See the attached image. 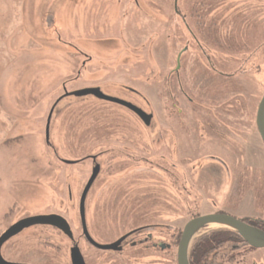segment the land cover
Masks as SVG:
<instances>
[{
  "label": "rangeland",
  "instance_id": "obj_1",
  "mask_svg": "<svg viewBox=\"0 0 264 264\" xmlns=\"http://www.w3.org/2000/svg\"><path fill=\"white\" fill-rule=\"evenodd\" d=\"M179 9L180 18L174 0H0V236L22 219L60 214L90 264H177L176 247L129 249L116 259L104 253L100 262L98 251L81 240L79 206L96 155L102 171L86 212L101 244L145 219L162 225L160 237L170 239L167 226L182 231L190 218L218 209L264 218V200L256 194L263 184L239 193L226 172L208 164L209 155L222 158L234 178L240 167L251 165L248 179L261 175L264 183V144L256 129L264 93V0H179ZM181 53L182 85L190 95L197 87L188 74L200 70L195 80L210 77V91L227 92L228 104L238 106L237 99L241 106L227 110L224 144L218 138L201 147L198 138L185 140L182 133V148H168L163 158L160 120L171 100L161 81ZM214 70L237 74L225 91ZM170 80L177 85L175 76ZM89 88L136 103L154 114L152 124L118 104L71 95ZM65 93L70 94L54 111L48 145L47 119ZM175 94H181L178 85ZM209 99L202 96L195 107L183 99L177 104L183 118L203 119ZM167 108L166 117L175 120L176 111ZM63 159L82 162L68 165ZM71 247L60 232L32 227L8 241L2 255L10 263L71 264Z\"/></svg>",
  "mask_w": 264,
  "mask_h": 264
},
{
  "label": "flooded vegetation",
  "instance_id": "obj_2",
  "mask_svg": "<svg viewBox=\"0 0 264 264\" xmlns=\"http://www.w3.org/2000/svg\"><path fill=\"white\" fill-rule=\"evenodd\" d=\"M174 12L176 13V15L179 16V18L181 17V11L179 9V0H174ZM178 16H177V18H178ZM182 54L183 53H181L176 58L175 68H173L171 70V75L169 73V76L166 77V74H164V76L162 77L163 80L161 81L163 83V88L161 90L166 91L165 99L171 100L170 101L171 105L165 104L163 112H162V118L160 120L162 138L165 137L161 143V150L163 152V155H162L163 158H166L168 148H175L177 150L182 148L183 143H182V139L180 136L182 133L185 134V137H186L185 140H187L188 137H190V136H193V138L194 137L198 138V141L202 142L201 147H203V146L209 147L212 140L214 141V139H218V138L224 144V141L226 140L225 138L226 137L229 138V136L226 135V132L229 131L228 130L229 124L224 122L225 118H226V113L228 112L227 110L228 109H235V108H238V106H241V102L237 99L235 100V102L238 104V106L229 105L227 101L229 100L230 95L227 92L222 93V91H220L218 89H215L214 92L210 91V89L212 88V79L210 77L206 76V78L203 77L204 80H200L199 78H197L195 80L196 76L199 75L198 72L200 70H193V71L189 72V74H188V77L191 76V79L189 80V82L192 85L196 84V87H197L196 92H194V93H192V95H190V93L187 90H185L184 85H182L183 84L182 83V77L180 75V74H182V70H180L181 69V62H182V60H181ZM193 64L196 67L197 61H194ZM210 65H211V63H209V60L207 59V65H205V66L208 67ZM244 72H247V71H243L241 73H244ZM213 73L216 74V76H215L216 79L218 80V82L220 81V83L222 85V86L218 85V87L223 89L224 91H225V87L227 85L231 84V80L235 78V75H237L235 73H228V72H225L223 70H221V71L220 70H214ZM173 76H175L178 79L177 85H178V88L180 89V93H181L180 95L175 94L176 89H177V85L175 84L173 86L171 84L170 78ZM241 76H244V75L242 74ZM188 77H187V79H188ZM183 90H185L187 93L183 94ZM174 94H175V98H176L175 101L173 100ZM204 95H207L210 98L209 102H208L209 104H208L207 111L204 114L206 117L203 119L199 116H197V118L191 117L190 119L183 118V115H184L183 114V108L182 107L179 108L177 103L182 104L180 102V100L183 99V101H187V103H186L187 105H189V106L191 105V106L195 107V106L199 105L200 98ZM263 95H264V93H263ZM236 96H238V95H235L233 98H235ZM124 101L133 104L135 107H137L139 110H141L144 114L152 116L150 124L146 125L144 119L140 115H138L136 112L124 107L127 110L134 113L140 119V121H142L144 123V125L149 127L152 124V121L154 119L153 113L147 112L143 107L137 105L136 103H132L129 100H124ZM260 102H261V100H260ZM168 106H171V109L173 110V112L176 111L177 117H175V120L172 117H169V118L166 117V113L168 112V108H167ZM184 107H185V105H184ZM240 111H241V109H240ZM194 113L197 114V112H195V111H194ZM256 129L258 132V136L260 137V140L262 141V138H261L260 133L258 131L257 123H256ZM214 132H216V136H214ZM220 132H221V134H220ZM176 133L178 135V140H176ZM203 140H205L206 145L204 144ZM227 140H229V139H227ZM46 142L48 143V145H50V140L49 141L46 140ZM262 143H263V141L261 142V144ZM196 149H197V147H196ZM98 157H99V155L91 156V159L93 160V163H94V167L92 169V174L96 168L98 169V175H97L94 183L96 182L97 178L100 176L101 171H102V166L99 163H97ZM209 157L211 158L210 161H212V163L209 162L208 164H213L211 166V168L212 169L217 168L219 170V173L224 174V172H226L228 174V176L230 177V180L228 181L230 188L231 187L233 189L239 188L237 190L239 193L244 192L243 191V190H245L244 188H251L252 184H258V185L263 184L264 185V183L262 182L261 175H258V177L250 176L253 179H255L256 181H252L250 178L248 179L247 172H251V171H249L250 169H252L251 165H248V166L245 165V166L240 167L236 177L234 178L231 176L230 167L226 165V163L224 162V160L222 158H220L218 156H214V155H209ZM75 162L76 163L73 165H76V164L82 162V160H76ZM258 169H262V168H258ZM94 183H93V185H94ZM262 188H264V187H261V190L257 189L258 191L256 193V194H258L257 200L261 201V202H262V200H264V189H262ZM87 197H88V195H87ZM86 201H87V198H86ZM212 214H221V215L230 216L236 220H239V221H241V222H243L249 226H252V227L264 232V218H253V217H246V216L236 217V216L230 215L229 213H227L221 209H218V210L212 211V212H207L205 215H212ZM47 215H49V214H47ZM58 215H60V214H58ZM205 215L199 214L196 217H192L187 221V223L189 221H191L192 219H195V218H198L201 216H205ZM60 216H62V215H60ZM79 216H80V225H81V240L83 242H85V244L88 245L89 247L98 251V254L100 257V262H101V256L104 253H106V254L112 253L116 259L117 258L116 256L123 255V254L127 255L128 254L127 252L129 249L138 250V251H150L152 249L156 251L157 249H159L162 251H166L168 249L176 247L177 248V254H178L179 243H180V240L182 237L183 230L187 224V223H185L182 231H181L182 227L176 228L175 230L177 232H174V233L170 229V227L167 226V229H164V231L169 233L168 235L171 238L168 239L167 237H160V235H161L160 230H162V229L159 228L158 226L162 227V225H158L156 223L150 224L149 219L148 220L145 219L142 224H138L136 226H135V224H133L132 228L125 231L119 237H116L115 239H113V241H111L109 243L101 244L100 241H98L96 239L95 235L89 229L90 223L88 224L86 204H85V223H86L85 229H84V226L82 223V218L80 215V206H79ZM66 221L69 223V221L67 219H66ZM69 225L71 227L70 223H69ZM32 227H47V228H52L53 230H56L57 232H60L62 235H64L72 243V247L70 249L71 264H73L72 250L74 248H78L80 254L82 255V258H83L85 264H90L89 256L86 255L85 252L83 251V249L81 247V243L76 241V239L74 237V233H73V239H71L64 232H62L61 230H59L58 228L53 227V226L36 225V226H32ZM32 227H30V228H32ZM30 228H26V229L22 230V232H24L25 230L30 229ZM209 228L210 227L202 229L200 231V234L201 233L203 234L201 239L197 243H194L192 245L194 253L196 254L195 261L193 264H203L204 263L203 260H207L206 264H231L230 263L231 261L232 262H234V261L238 262L235 264H264V247L257 248V247H253V246L249 245L241 237V235L239 233H237L236 231H234L232 229L219 227L220 229L219 228H217V229L212 228L209 231ZM71 230H72V227H71ZM85 231H87L88 235L86 234ZM164 231H161V232H164ZM22 232H20L19 234H21ZM156 233L159 236H157ZM171 233H173V234H171ZM19 234L13 236L8 241H10L14 237L18 236ZM217 237H219V238H217ZM175 239L177 241L176 244H172V242L175 241ZM93 242L96 244H99V245H113V244H117V245L114 249L104 250V249H101L100 247L95 246V244ZM6 243H4V245ZM205 243L207 244V249L204 248ZM4 245H3V247H4ZM3 247L1 249V253H2ZM230 252H233V255H231ZM104 263H106V262H101V264H104ZM115 263H117V260H115L114 262H111V261L109 262V264H115ZM126 264H130V263L126 262ZM177 264H178V259H177Z\"/></svg>",
  "mask_w": 264,
  "mask_h": 264
},
{
  "label": "water",
  "instance_id": "obj_3",
  "mask_svg": "<svg viewBox=\"0 0 264 264\" xmlns=\"http://www.w3.org/2000/svg\"><path fill=\"white\" fill-rule=\"evenodd\" d=\"M70 93H65L62 97H60L53 105L48 119H47V125H46V140L49 141L50 139V129H51V120L54 114V111L57 107V105L67 96H69ZM75 97H85V96H94L99 100L105 101V102H111L118 104L120 106L126 107L134 112H136L138 115H140L146 125L150 124V121L152 119V116L144 114L141 110H139L137 107H135L133 104L126 102L122 99L114 98L105 95L100 88H89L84 89L81 91H76L71 94ZM256 123L258 127V131L260 133V136L262 138V141L264 143V95L261 99V102L258 106L257 110V116H256ZM63 162L68 165H73L76 162L72 160H65L63 159ZM98 175V169L96 168L93 171L92 176L90 177V180L88 181L82 197L80 201V215L82 218V223L84 226V229L86 228L85 223V204H86V198L87 195ZM36 225H47V226H53L64 232L68 237L73 239V232L71 230V227L69 223L66 221V219L58 214H49V215H40V216H32L25 219H22L15 224H13L11 227H9L1 236H0V264H21V263H10L4 259L1 253V249L10 238L13 236L19 234L22 232V230L26 228H30L32 226ZM213 226H219L222 228H229L241 235V237L251 246L261 248L264 247V232L249 226L239 220H236L230 216L227 215H221V214H212V215H205L201 216L195 219H192L189 221L182 233V237L179 243L178 247V264H190V251L191 247L193 245V242L195 238L198 236L200 231L207 227H213ZM88 235L87 231H85ZM92 240V239H91ZM93 241V240H92ZM94 243V242H93ZM95 246L100 247L104 250L114 249L117 244L113 245H99L94 243ZM72 260L73 264H85L82 255L80 254L78 248H74L72 250Z\"/></svg>",
  "mask_w": 264,
  "mask_h": 264
},
{
  "label": "trees",
  "instance_id": "obj_4",
  "mask_svg": "<svg viewBox=\"0 0 264 264\" xmlns=\"http://www.w3.org/2000/svg\"><path fill=\"white\" fill-rule=\"evenodd\" d=\"M217 238H219V237H217ZM204 248L207 249V244L206 243H205ZM195 256H196V254L194 253V250L192 248L191 251H190V264H193L194 263Z\"/></svg>",
  "mask_w": 264,
  "mask_h": 264
}]
</instances>
